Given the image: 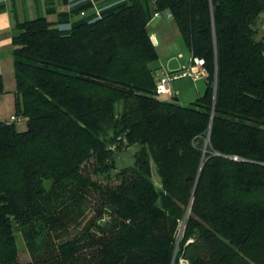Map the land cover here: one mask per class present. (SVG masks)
I'll return each mask as SVG.
<instances>
[{
  "label": "trees",
  "instance_id": "16d2710c",
  "mask_svg": "<svg viewBox=\"0 0 264 264\" xmlns=\"http://www.w3.org/2000/svg\"><path fill=\"white\" fill-rule=\"evenodd\" d=\"M155 6L205 61L189 107L159 97L141 0L68 34L46 18L16 26L14 117L27 129L0 121V264H22L17 233L26 264H264V0ZM130 148L134 165L118 170Z\"/></svg>",
  "mask_w": 264,
  "mask_h": 264
},
{
  "label": "crops",
  "instance_id": "0c3cea01",
  "mask_svg": "<svg viewBox=\"0 0 264 264\" xmlns=\"http://www.w3.org/2000/svg\"><path fill=\"white\" fill-rule=\"evenodd\" d=\"M141 1L150 19L148 29L152 42L156 47L161 43L163 34L171 33L173 25L171 22H174V20L173 17L167 16L166 13L156 12L155 0ZM127 5H129V0H0V76H2L4 80V86L7 83L11 84L13 79L16 80L13 38L18 34V31L16 30L18 24L39 18H46L57 29H59V31L68 34L78 23L95 21L105 17L111 12L119 11ZM257 29L260 39H263L264 13L261 15ZM178 58L184 59L185 57L183 54H179ZM170 63H172V58L168 60V65ZM192 66L193 58L192 62H189V67L191 68ZM184 67L185 65L182 66V68ZM158 68L160 69V67ZM155 75L158 74L155 73ZM165 77L166 76L162 75L160 76V79L162 80ZM207 78L208 74L197 81V83L205 81L206 86L208 87ZM202 83L201 86L203 87ZM170 89L175 95V99H177L178 96L175 94L171 83ZM14 94L16 103V90ZM9 97L10 96L4 95L0 96V104L4 103L8 105L7 117L13 115L14 111V107L11 104ZM162 99L165 100L168 98L164 96Z\"/></svg>",
  "mask_w": 264,
  "mask_h": 264
},
{
  "label": "rangeland",
  "instance_id": "374dc122",
  "mask_svg": "<svg viewBox=\"0 0 264 264\" xmlns=\"http://www.w3.org/2000/svg\"><path fill=\"white\" fill-rule=\"evenodd\" d=\"M173 23L171 28L170 34H163L161 43L156 46V50L158 53V59L151 64V68L154 69L155 73L158 75H155V79L157 84L161 81L160 76H176L180 75L184 72H188L190 69L189 62H192V55L189 46L187 45L185 39L181 36L179 33V30L177 29V26ZM183 54L184 59H179L178 55ZM172 58V63L168 65V60ZM185 65L184 68L182 66ZM191 65V64H190ZM160 67V69L158 68ZM156 68V69H155ZM166 70V71H165ZM167 72V73H165ZM158 76V77H157ZM16 79V78H15ZM199 81V80H197ZM191 76H183L177 79H174L171 82V86L174 89L175 94H177V103L183 107H189L198 99L203 96L206 92L207 86L206 82L202 81L201 83H197ZM16 80H12L11 84L5 85V93L4 96H10L9 100L11 104L14 107L13 115L7 117L8 108L7 104H0V121H8L15 116L16 112V103H15V90H16ZM201 88H200V87ZM7 89V90H6ZM170 100V99H165ZM18 130L25 131L27 129L26 123L21 122L17 123ZM137 148H130L129 150H126L124 152H121L117 154V169L121 170L125 167H130L134 165L135 158L134 153L137 151ZM103 181V179L99 178ZM152 180L157 186H160V179L157 174L156 165L152 163ZM51 184L50 181L46 183V185L49 187ZM91 207V208H90ZM94 204L92 203L91 206H88V212L86 219L83 220V222L79 226H74L71 229V237L74 236L79 230H81L82 226H84L90 219L94 217ZM105 220H107V217H105ZM17 245L19 249V262L22 264H26L31 262V256L28 252V249L26 247V244L21 236L20 233H17ZM185 264V263H182Z\"/></svg>",
  "mask_w": 264,
  "mask_h": 264
},
{
  "label": "built area",
  "instance_id": "2783aa9c",
  "mask_svg": "<svg viewBox=\"0 0 264 264\" xmlns=\"http://www.w3.org/2000/svg\"><path fill=\"white\" fill-rule=\"evenodd\" d=\"M167 15L170 17V14L167 13ZM205 61L202 59H195L193 61V66L188 70V72H184L180 75H176L174 77L172 76H167L164 79H162L158 84H157V92L159 94V97L162 99L164 96H166L168 99H172L175 95L172 93L170 89V83L177 78L183 77V76H191L195 81L200 80L204 78L208 73L205 70ZM13 122H21V120L17 118H12L10 120V123ZM235 160H238L235 158Z\"/></svg>",
  "mask_w": 264,
  "mask_h": 264
},
{
  "label": "water",
  "instance_id": "95a60500",
  "mask_svg": "<svg viewBox=\"0 0 264 264\" xmlns=\"http://www.w3.org/2000/svg\"><path fill=\"white\" fill-rule=\"evenodd\" d=\"M216 89H217V68H216L215 75H214V91H215V94H216Z\"/></svg>",
  "mask_w": 264,
  "mask_h": 264
}]
</instances>
